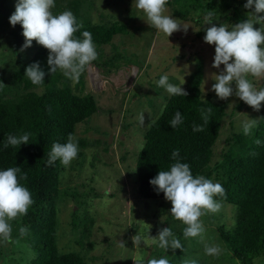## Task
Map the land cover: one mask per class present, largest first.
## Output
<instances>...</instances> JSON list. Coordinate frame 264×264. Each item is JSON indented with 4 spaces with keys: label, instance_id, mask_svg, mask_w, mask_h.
Returning <instances> with one entry per match:
<instances>
[{
    "label": "rangeland",
    "instance_id": "374dc122",
    "mask_svg": "<svg viewBox=\"0 0 264 264\" xmlns=\"http://www.w3.org/2000/svg\"><path fill=\"white\" fill-rule=\"evenodd\" d=\"M67 1L60 0L58 6ZM80 1L78 15L83 25L86 21L93 22L95 18L98 21L96 24L120 22L126 28L125 34L115 36L112 43L96 45L100 60L113 61L100 68L92 62L84 73L83 84H80L84 88L80 90L84 95L95 97L99 111L76 129L75 136L89 143L86 149L80 148L79 153L85 152V155H78L68 168L61 171V174L67 173L66 178L60 174L61 185L69 190L70 195L80 199L78 201L89 202L88 214L95 220L91 240L99 243L91 252L83 251L88 264H135V261L143 264V261L161 257L170 260L178 249H163L159 247L158 239L152 238L157 237L160 229L165 227H170L183 245V251L179 249L177 252L181 256L179 264H184L185 260L204 264H240L219 241L218 233L220 227L232 228L237 214L234 205L221 202L223 206L218 213L201 217L206 229L203 239H185L183 229L186 225L172 216L170 201L146 200L139 195L135 170L138 155L145 145V130L159 117L171 96L164 88L157 86L156 82L162 75L167 74L169 82L174 85L185 82L182 87L188 90L193 74L202 67V94L204 97L211 94L216 96L211 90L215 83L211 75L218 74L220 69L212 67L215 45L204 41V30L209 25L181 19L189 26L187 32L181 29L167 37L144 20L146 17L135 8L134 0ZM241 1L247 3V0ZM16 3L17 0H0V77H9L7 79L12 74L4 70L12 68L17 60H24L25 53L31 55L35 51L34 45L41 46L33 41L34 45L22 50L25 43L23 28L19 24L13 27L9 22ZM166 8V14L179 18L174 15L173 7L166 5ZM176 8L188 10L181 2ZM249 11L242 9L246 19ZM213 18L216 20L217 16ZM255 27L259 28L260 25ZM223 67L221 65V69ZM253 82L258 88L264 87V79H254ZM78 83L71 81L73 88ZM35 90L43 92L42 88ZM222 102L227 104L226 117L214 147L213 165L223 160L233 128L237 133L244 134L241 127L244 120L264 117V102L260 111H255L235 95ZM263 120L259 119V122ZM80 190L85 193L84 197L79 194ZM72 200L69 198L68 205L61 208L59 213L57 243L65 252L79 251L72 242L74 234L70 231L75 221L73 213L77 212L79 202ZM138 234L146 243L142 241L136 247L132 237ZM206 243L219 245L221 254L206 255ZM4 248L11 250L4 259L8 264H25L33 256L24 240L17 239L11 244L0 239V249ZM253 264H264V257L256 259Z\"/></svg>",
    "mask_w": 264,
    "mask_h": 264
},
{
    "label": "trees",
    "instance_id": "16d2710c",
    "mask_svg": "<svg viewBox=\"0 0 264 264\" xmlns=\"http://www.w3.org/2000/svg\"><path fill=\"white\" fill-rule=\"evenodd\" d=\"M57 1L52 9L54 14L71 10L81 22L78 15L80 0H69L59 6L60 0ZM180 2L188 10L177 9ZM167 5L173 7L174 15L183 21L200 25L209 12L213 17L217 16L216 20L212 17L217 24L232 25L246 19L241 0H169ZM83 31L92 34L95 45L105 46L112 43L115 36L124 35L126 28L120 22L93 24L86 21L76 36L82 38ZM34 47L31 55L25 53L24 60H17L12 68L4 70L12 74L10 79L0 77V170L21 167L22 173H27V180L22 183L30 189L35 201L27 215L10 222L13 230L10 240L5 242L12 244L17 239L26 242L33 256L25 264H88L83 251L91 252L99 243L91 240L95 220L88 214L89 202L78 201L80 199L70 195L69 190L61 185L60 174L66 168L59 160L49 166L47 154L53 143H66L69 134L75 136L77 126L96 114L99 106L94 96L84 95L81 91L84 74L76 89L73 88L72 80L64 77L60 70L50 74L49 50L43 46ZM110 61L113 60L98 58L94 63L100 68ZM35 62H39L46 73L45 82L40 86L33 85L25 76L26 68ZM202 80L203 68L199 67L186 90L188 96L171 95L162 113L145 130V145L135 167L139 195L146 200H165L164 193L158 192L150 180L161 170H170L171 164L175 163L172 152L179 149L180 161L191 166L194 176L203 175L214 182L216 180L226 190V198L216 199L234 205L237 214L232 228L218 229L219 241L240 264H253L256 259L264 257V120L250 135L237 133L233 128L223 160L213 165L214 147L226 117L227 104L217 95L204 97ZM37 88H42L43 92H37ZM208 108L212 111L205 123L201 109ZM177 110L182 114L183 123L172 128L170 121ZM193 125L202 126L203 130L193 131ZM24 132L31 134L28 144L4 148L9 134ZM77 139L79 148L84 150L89 146L86 139ZM257 139L260 144L255 143ZM78 155L83 157L85 152ZM79 194L85 195L82 191ZM69 198H73L74 203L75 200L79 202L77 212L73 213L75 221L70 226L74 235L69 232L75 237L72 242L79 250L74 252H65L57 243L59 213ZM21 227L28 229L26 235H20ZM10 251L7 248L0 251V264H8L4 259ZM177 252L172 254L170 264H179L181 256ZM143 264L147 262L143 261Z\"/></svg>",
    "mask_w": 264,
    "mask_h": 264
},
{
    "label": "clouds",
    "instance_id": "9594fccd",
    "mask_svg": "<svg viewBox=\"0 0 264 264\" xmlns=\"http://www.w3.org/2000/svg\"><path fill=\"white\" fill-rule=\"evenodd\" d=\"M169 0H134L136 9L142 11L146 22L167 37L174 32L186 33L189 26L181 19L168 15L166 5ZM55 0H17L15 12L9 17L10 24H17L23 28L25 43L22 50L32 46L33 41L49 50L47 63L50 74L60 70L62 75L72 81H79L82 74L98 59L96 45L89 31L82 32V38L76 33L83 28L76 15L71 10H64L54 14ZM245 9H249L247 19L229 25L227 23H214L213 13L209 12L204 17L206 35L204 41L215 45V56L212 67L220 69L219 73H212V91L221 100H227L235 95L240 100L251 106L255 111H260L264 102V87H257L254 79H264V0H247ZM198 16L199 13H196ZM98 23L94 18L93 24ZM260 27L256 28L255 25ZM223 65V69H221ZM25 76L33 85H43L46 73L39 62L29 65ZM158 87L164 88L170 95L188 96L182 87L185 83L174 85L169 82V77L164 74L156 82ZM235 85V87H233ZM230 106V105H229ZM212 109H201L202 118L208 122V115ZM259 119H264L261 117ZM259 119L250 118L242 122L245 135H250L253 128L258 127ZM141 123L143 117L141 116ZM183 123L179 110L175 112L170 121L172 128ZM202 126L193 125V131H202ZM30 133L20 135L9 134L4 143L7 149L28 144ZM255 143L260 144L257 139ZM80 151L78 139L69 134L66 143H53L48 155V165L52 166L57 160L68 168L77 158ZM180 152H172L170 170H161L157 176L150 180L158 192H163L165 199L172 203V216L181 221L186 227L183 236L187 238L200 237L203 239L206 229L201 217L208 213H218L222 203L216 197L226 198V190L219 182L206 178L203 175H193L191 166L179 159ZM66 178L67 173L61 174ZM27 180V173H22L21 167H8L0 170V239L9 241L12 233L11 221L19 216L27 215L29 208L35 203L30 189L22 183ZM20 235H26L28 229L20 228ZM159 247L163 249L183 251L181 241L173 234L170 227L161 228L157 237ZM133 243L139 247L143 241L141 235L132 237ZM145 242V241H143ZM146 243V242H145ZM123 245V243H122ZM222 249L214 243L205 244V254L219 256ZM135 264H140L135 261ZM147 264H170L167 257L152 258ZM184 264H198L196 260H185Z\"/></svg>",
    "mask_w": 264,
    "mask_h": 264
}]
</instances>
